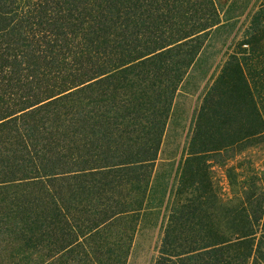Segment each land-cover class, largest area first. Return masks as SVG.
Instances as JSON below:
<instances>
[{"label": "trees", "instance_id": "trees-1", "mask_svg": "<svg viewBox=\"0 0 264 264\" xmlns=\"http://www.w3.org/2000/svg\"><path fill=\"white\" fill-rule=\"evenodd\" d=\"M223 5L0 0V264H126L161 210L154 264H264V173L227 174L230 199L213 176L264 146V0L202 98L175 184L155 179Z\"/></svg>", "mask_w": 264, "mask_h": 264}, {"label": "rangeland", "instance_id": "rangeland-1", "mask_svg": "<svg viewBox=\"0 0 264 264\" xmlns=\"http://www.w3.org/2000/svg\"><path fill=\"white\" fill-rule=\"evenodd\" d=\"M262 1L221 0L224 4L221 8L224 17L230 21L224 28H219L209 35L201 55L175 97L155 168V179L159 186L167 183L171 188L175 184L176 171L185 156L202 98L224 63L229 46L240 36L249 16L257 10ZM224 157V164L218 163L213 167L214 183L221 190L223 197L230 199L233 193H236L228 185L227 174L241 182L244 178L261 176L264 173L262 145L242 152H228ZM165 220L164 210L143 219L134 236L126 264H154Z\"/></svg>", "mask_w": 264, "mask_h": 264}]
</instances>
